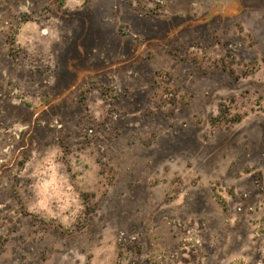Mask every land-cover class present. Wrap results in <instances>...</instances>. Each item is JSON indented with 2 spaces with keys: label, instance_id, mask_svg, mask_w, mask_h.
I'll return each mask as SVG.
<instances>
[{
  "label": "rangeland",
  "instance_id": "obj_1",
  "mask_svg": "<svg viewBox=\"0 0 264 264\" xmlns=\"http://www.w3.org/2000/svg\"><path fill=\"white\" fill-rule=\"evenodd\" d=\"M0 264H264V0H0Z\"/></svg>",
  "mask_w": 264,
  "mask_h": 264
}]
</instances>
